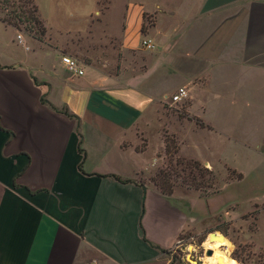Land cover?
<instances>
[{"label":"crops","instance_id":"0c3cea01","mask_svg":"<svg viewBox=\"0 0 264 264\" xmlns=\"http://www.w3.org/2000/svg\"><path fill=\"white\" fill-rule=\"evenodd\" d=\"M32 1L42 41L0 20V264H188L177 250L203 217L137 180L155 161L143 120L178 105L198 129L264 123V0Z\"/></svg>","mask_w":264,"mask_h":264},{"label":"rangeland","instance_id":"374dc122","mask_svg":"<svg viewBox=\"0 0 264 264\" xmlns=\"http://www.w3.org/2000/svg\"><path fill=\"white\" fill-rule=\"evenodd\" d=\"M31 5L27 0H0V18L10 19L13 11H27ZM95 18L100 19L101 15L97 13ZM21 29L23 35L30 36L22 24ZM176 106L165 105L163 110L143 120L146 127L142 128L140 137L144 143L139 148L145 149L147 140H152L155 161L137 180L155 186L154 180L159 181L165 173L173 193L190 202L191 214L203 217L199 232L192 230L182 237L183 246L177 250V255L190 261L202 258L206 244L207 250H211L209 242H214L210 234L218 232L227 234L228 240L215 248L229 259L238 264H264V237L254 234L255 216L263 206L256 199L264 192L257 186L264 173L261 147L264 123L248 117L245 120L232 118V122L226 123L217 118L212 121V129H198L182 121L183 116L179 117L180 124L177 123ZM160 140L165 147L167 145V151L160 148ZM181 160L201 163L202 180L193 183L190 168L177 162Z\"/></svg>","mask_w":264,"mask_h":264},{"label":"trees","instance_id":"16d2710c","mask_svg":"<svg viewBox=\"0 0 264 264\" xmlns=\"http://www.w3.org/2000/svg\"><path fill=\"white\" fill-rule=\"evenodd\" d=\"M30 4L32 2L31 8L29 10H23L21 9L19 13H13L11 14L10 19L6 18H0V20L5 23L6 25H10L14 27L17 31H22L21 29V24L24 25L25 30L29 33V37L37 39L39 41H42L44 37L46 36V28L44 26V23L42 19L40 18L38 8L34 4V2L31 0H27ZM22 8V7H20ZM43 102H46L44 99H42ZM201 128H204V124L200 123ZM167 151V145L165 147ZM180 164L185 163L189 169L190 177L192 179V182L195 183L197 180L201 181L202 180V175H200L201 172V163L195 160L191 161H177ZM240 180L242 179V175L240 174ZM101 178H114L117 181L120 182H129L127 180H121L119 177L116 176H99ZM155 186L159 189V191L165 195V196H171L173 191H172V186L170 183L165 179V173L161 174L160 180H154ZM200 186H197L199 188ZM225 237H227V234H224Z\"/></svg>","mask_w":264,"mask_h":264},{"label":"built area","instance_id":"2783aa9c","mask_svg":"<svg viewBox=\"0 0 264 264\" xmlns=\"http://www.w3.org/2000/svg\"><path fill=\"white\" fill-rule=\"evenodd\" d=\"M17 40H18L19 43H21V36H18ZM142 47L145 48L146 50L150 51V50L154 49V44H153V42L150 39L144 38L143 41H142ZM61 62H62V64L66 67V69L70 73H72L74 75H77V76H81V75L84 74V71H83V69L81 67V64H80V62L77 59H74V58H72L70 56H67V55H63L61 57ZM187 97H188V94H187L186 89L185 88H179L176 91V93H174L170 97H166V100H169L170 103L176 105V104H179V103L185 101L187 99ZM203 250L204 251H203L202 258H197V260H196V261H198L201 264H202V259L204 257H206L205 255H206V253L208 251L207 249H205V247H204ZM186 262L188 264H192L187 259H186Z\"/></svg>","mask_w":264,"mask_h":264},{"label":"bare ground","instance_id":"6f19581e","mask_svg":"<svg viewBox=\"0 0 264 264\" xmlns=\"http://www.w3.org/2000/svg\"><path fill=\"white\" fill-rule=\"evenodd\" d=\"M212 239L214 242H209L212 254L211 256L202 259L204 261L203 264H230L232 260L229 259L224 252L219 251L215 248L217 246H222L225 244V237L221 233L217 232L214 234ZM205 249H207V244Z\"/></svg>","mask_w":264,"mask_h":264},{"label":"water","instance_id":"95a60500","mask_svg":"<svg viewBox=\"0 0 264 264\" xmlns=\"http://www.w3.org/2000/svg\"><path fill=\"white\" fill-rule=\"evenodd\" d=\"M213 236H214V233H211L210 236H209V238L212 239ZM206 254H207V256H211L212 251L211 250H208ZM189 262L192 263V264H201V263H199L198 261H195V260H191V261L189 260Z\"/></svg>","mask_w":264,"mask_h":264},{"label":"clouds","instance_id":"9594fccd","mask_svg":"<svg viewBox=\"0 0 264 264\" xmlns=\"http://www.w3.org/2000/svg\"><path fill=\"white\" fill-rule=\"evenodd\" d=\"M230 264H238V262L235 261V260H232V261L230 262Z\"/></svg>","mask_w":264,"mask_h":264}]
</instances>
